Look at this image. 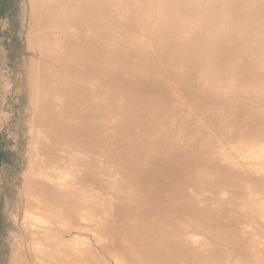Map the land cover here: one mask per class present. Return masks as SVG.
Here are the masks:
<instances>
[{"label":"bare ground","instance_id":"bare-ground-1","mask_svg":"<svg viewBox=\"0 0 264 264\" xmlns=\"http://www.w3.org/2000/svg\"><path fill=\"white\" fill-rule=\"evenodd\" d=\"M92 1L104 3L39 2L35 25L65 39L40 50L36 64H20L30 122L41 120L52 138L77 142L79 160L92 153L87 182L97 193L67 185L56 198L72 204L71 211L97 213L88 221L112 243L107 253L116 263L264 264L258 236L264 203L241 182L237 166L228 165L230 152L222 153L212 133L220 127L227 139L239 136L264 193V113L247 105L264 102V0H116L111 11L97 15ZM87 27L83 40L70 38L69 31L75 36ZM112 30L119 36L109 40ZM178 91L190 95L195 108L183 105ZM208 97L224 98L225 108L206 107ZM125 129L127 135L106 139ZM36 146L42 155L47 151L43 143ZM155 147L160 152L150 154ZM211 172L216 175L208 184L221 187L214 197L202 194ZM225 178L231 183L223 186ZM234 183L241 186L239 197L230 196ZM241 200L255 228L240 227L225 213ZM189 218L197 221L188 225ZM214 226L239 251L221 252L190 235ZM234 226L240 234L231 237Z\"/></svg>","mask_w":264,"mask_h":264},{"label":"rangeland","instance_id":"rangeland-1","mask_svg":"<svg viewBox=\"0 0 264 264\" xmlns=\"http://www.w3.org/2000/svg\"><path fill=\"white\" fill-rule=\"evenodd\" d=\"M41 1L0 0V264H127L124 261L116 263L115 258L107 253L112 243L107 242L98 232V223L88 221L89 218L96 219V212L87 213L85 208H82L74 213L75 211H71L72 204L58 200L55 195L56 192H63L67 185H80L81 188H88L90 194L97 193L98 186L87 182V172L91 166L87 159L92 153L78 155L82 158L79 160V157L74 156V151L82 146L75 141L52 138L42 130L41 120L31 123L29 119L31 108L26 79L23 77L25 70L20 64H36L39 62L40 50L55 48L65 39L58 30L47 33L41 24L35 25L34 12ZM114 1L116 0H104L102 5L92 1L93 13L97 15L111 11ZM54 8L60 11L61 3L53 5ZM126 18L127 15L123 13L117 20L124 23ZM88 28L77 31L75 36L74 29L68 34L73 40L77 39L76 36L83 40L89 34ZM117 36L119 32L112 30L108 39ZM111 52L109 45L105 53L110 55ZM121 57L123 58V55ZM177 96L183 105L195 108L190 95L178 91ZM204 100L206 107L225 108L224 98L213 100L208 97ZM121 104H125L123 110L129 108L127 103ZM247 105L264 113V102H249ZM122 112L128 114L129 111ZM198 120L202 121L201 117ZM212 131L215 143L222 153L230 152L231 163L228 165L237 166L235 167L238 172L243 174L244 180L241 179V182L250 186L254 196L264 203V193L248 170L250 160L236 142L239 136L234 140L227 139L220 127ZM127 134L125 129L120 134L106 135V139L109 138L111 142ZM93 136L95 140L98 138L97 134ZM39 143L47 146L44 155L40 154L36 146ZM160 150L157 147L152 148L150 154L159 153ZM78 175L79 180L76 177ZM215 175L211 172L204 177L206 184L202 194L216 196L221 187L208 184V180ZM227 178L223 186L231 183ZM239 185L233 184L231 197L241 195ZM111 190L113 192L115 189H110V192ZM247 204L246 201H238L233 204L231 213H225L236 217L240 221V227L242 224L255 228V221L246 217L244 207ZM140 206L146 207L144 204ZM195 221L196 218H189L187 223L191 225L190 223ZM76 229H82L81 233H75ZM229 229L231 237L240 234L236 227ZM220 234V230L214 226L210 233L199 231L191 232L190 235L194 240L199 239L202 243L219 248L216 250L221 252L226 248L239 251L240 248L222 239ZM258 236L264 245V226Z\"/></svg>","mask_w":264,"mask_h":264}]
</instances>
